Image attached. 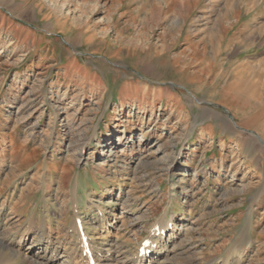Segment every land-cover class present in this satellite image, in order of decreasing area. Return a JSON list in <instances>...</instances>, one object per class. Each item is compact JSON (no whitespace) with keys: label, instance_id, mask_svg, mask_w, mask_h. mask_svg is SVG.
I'll list each match as a JSON object with an SVG mask.
<instances>
[{"label":"rangeland","instance_id":"1","mask_svg":"<svg viewBox=\"0 0 264 264\" xmlns=\"http://www.w3.org/2000/svg\"><path fill=\"white\" fill-rule=\"evenodd\" d=\"M263 73L264 0H0V233L264 264Z\"/></svg>","mask_w":264,"mask_h":264},{"label":"bare ground","instance_id":"2","mask_svg":"<svg viewBox=\"0 0 264 264\" xmlns=\"http://www.w3.org/2000/svg\"><path fill=\"white\" fill-rule=\"evenodd\" d=\"M172 30L173 28H171L169 31L171 32ZM261 73H258V75ZM239 78L242 77H238V79ZM256 85L257 87H250L247 89V95L259 102L258 111H255V114L258 113L260 117H264V103L262 94H260L264 89V80L258 79V83ZM148 88V85H146L145 89L148 90ZM251 111L254 113L253 109H251ZM78 221L79 222H77L76 219L73 222L71 235L65 233L66 237H64L62 242L55 241L53 235H47L45 232L40 231L32 240L27 237V233L24 235L21 234V241L16 243L15 246L13 241L4 239L5 232H2L0 233V256H5V258H11L12 260L21 258L23 259L24 264H92L93 262V264H164L165 261H169L170 259L168 250V243L170 240L164 238L163 234H157V232L166 231L171 225L175 226V222L173 221H169L165 225L163 223L160 224L155 230L156 232L152 233L150 238H148V242L142 244L140 247H144L145 250H151V252H154L157 255V260H154V258L151 256L148 257L147 254L142 255V249H139V253L136 256L129 257V255L126 256L125 254V256L119 255V253L122 252H120V250L117 249L118 247L114 244H112L113 246L110 245L107 250L101 253L102 250H96L94 248L95 245L93 246L90 244L91 241L89 242L88 233L86 229L83 228L84 223L79 219ZM79 224L83 229L82 233L79 229ZM51 232H53L52 229ZM155 235H160V237L155 238ZM22 243L24 245H21ZM114 246H116V248H114ZM163 252H165V255L162 257L161 255ZM87 254H90V256ZM242 257L243 256L241 253H237V255L228 258L224 264H240Z\"/></svg>","mask_w":264,"mask_h":264}]
</instances>
